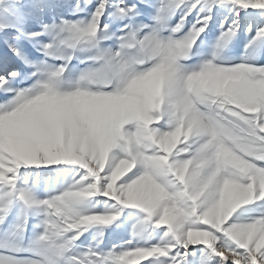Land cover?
<instances>
[{
	"label": "snow or ice",
	"instance_id": "obj_1",
	"mask_svg": "<svg viewBox=\"0 0 264 264\" xmlns=\"http://www.w3.org/2000/svg\"><path fill=\"white\" fill-rule=\"evenodd\" d=\"M0 264H264V0H0Z\"/></svg>",
	"mask_w": 264,
	"mask_h": 264
}]
</instances>
